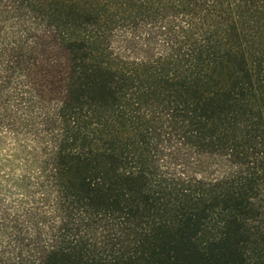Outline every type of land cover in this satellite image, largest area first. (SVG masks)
I'll use <instances>...</instances> for the list:
<instances>
[{
    "label": "trees",
    "instance_id": "obj_1",
    "mask_svg": "<svg viewBox=\"0 0 264 264\" xmlns=\"http://www.w3.org/2000/svg\"><path fill=\"white\" fill-rule=\"evenodd\" d=\"M21 131L0 264H264V0H0Z\"/></svg>",
    "mask_w": 264,
    "mask_h": 264
},
{
    "label": "rangeland",
    "instance_id": "obj_2",
    "mask_svg": "<svg viewBox=\"0 0 264 264\" xmlns=\"http://www.w3.org/2000/svg\"><path fill=\"white\" fill-rule=\"evenodd\" d=\"M29 134L30 133H25L24 131H21L19 133H0V160L4 159V157L8 155V152L14 147V141H21V143L24 141L27 146H31V144L27 141L28 139H30ZM3 169H0V176H3V174L6 173V170ZM18 173L19 170L17 169L15 173H13V176L17 177ZM1 181L2 184L5 185L4 179H2ZM12 193L13 194L11 196H3L1 200L2 204L9 210L15 208L18 201L17 193H14V191ZM4 241L5 239H2V237H0V249L1 247H3Z\"/></svg>",
    "mask_w": 264,
    "mask_h": 264
}]
</instances>
